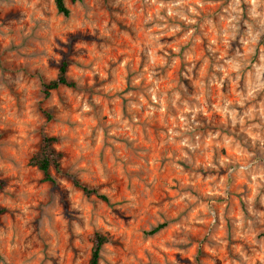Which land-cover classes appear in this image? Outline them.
<instances>
[{"label": "rangeland", "instance_id": "374dc122", "mask_svg": "<svg viewBox=\"0 0 264 264\" xmlns=\"http://www.w3.org/2000/svg\"><path fill=\"white\" fill-rule=\"evenodd\" d=\"M65 1L0 0V264H264V0Z\"/></svg>", "mask_w": 264, "mask_h": 264}, {"label": "trees", "instance_id": "16d2710c", "mask_svg": "<svg viewBox=\"0 0 264 264\" xmlns=\"http://www.w3.org/2000/svg\"><path fill=\"white\" fill-rule=\"evenodd\" d=\"M73 3L82 2L83 0H71ZM57 12L60 15L68 18L71 14L70 9L66 5L65 0H54ZM69 65L67 62H63L59 74L55 80L48 83H43L45 95L50 96L51 92L59 90L60 88L67 87L71 89L78 88L77 83L69 78ZM58 142L56 137H45L42 141L39 151L30 159L29 165L37 168L43 176L42 181L55 185L57 178L54 172H61V162L63 159V153L59 152L55 145ZM74 186L81 190L83 194L88 197H96L103 202L110 203V199L106 194L101 193L98 189L88 186L82 183L78 178L71 177ZM5 186V181L0 179V190ZM6 213L5 209H0V217ZM167 227V223H162L146 232L147 236H154L164 230ZM111 237L108 234L97 232L94 234V245L92 251V257L89 264H100L102 259L103 249L106 244L111 242Z\"/></svg>", "mask_w": 264, "mask_h": 264}]
</instances>
